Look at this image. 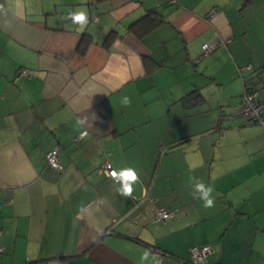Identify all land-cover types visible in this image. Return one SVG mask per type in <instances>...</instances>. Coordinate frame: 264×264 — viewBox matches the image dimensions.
<instances>
[{"label":"crops","instance_id":"obj_1","mask_svg":"<svg viewBox=\"0 0 264 264\" xmlns=\"http://www.w3.org/2000/svg\"><path fill=\"white\" fill-rule=\"evenodd\" d=\"M78 9L82 31L67 18ZM148 11L158 26L129 29ZM245 82L264 99V0H0V263L139 264L151 249L192 264L189 248L210 245L208 264H264V123L242 117ZM208 91L217 138L165 156L204 134L182 128ZM104 162L136 169L131 198ZM190 177L214 189L213 207Z\"/></svg>","mask_w":264,"mask_h":264},{"label":"built area","instance_id":"obj_2","mask_svg":"<svg viewBox=\"0 0 264 264\" xmlns=\"http://www.w3.org/2000/svg\"><path fill=\"white\" fill-rule=\"evenodd\" d=\"M214 13L215 10H212L209 14L213 15ZM215 47L216 44H203L201 48L204 54H209ZM249 69H251L250 65L240 68L238 71L239 75L243 76L244 72ZM21 74L25 75V70H21ZM258 95V92L253 88L244 86L241 95V114L254 123L261 124L264 123V121H262V112H264V99H259ZM45 160L47 168H49L51 171L59 172L62 170V165L58 158L57 147L51 148L46 152ZM54 164L55 167L53 166ZM102 170L107 177H110L109 173L113 170V168L109 162H104L102 164ZM172 216L173 213L171 211L158 209L155 212L154 220H167ZM3 252L4 248L0 246V259ZM189 253L192 264H208L207 256L212 253V247L210 245L192 246L189 248Z\"/></svg>","mask_w":264,"mask_h":264},{"label":"clouds","instance_id":"obj_3","mask_svg":"<svg viewBox=\"0 0 264 264\" xmlns=\"http://www.w3.org/2000/svg\"><path fill=\"white\" fill-rule=\"evenodd\" d=\"M67 18L71 20L72 24L77 25L81 31L89 23L88 12L84 9L70 11L67 14ZM121 103L124 106H129L131 100L129 97L124 96ZM78 123L82 125L84 121L81 120L78 121ZM81 135L86 136L87 132H82ZM53 166L55 167V164ZM109 175L111 179L119 185L117 188L118 194L126 198H131L134 191L133 186L139 181V175L136 169L132 167H124L120 170L113 169ZM190 181L194 186V198H198L203 201V206L205 208L213 207L215 204V200L212 197L214 189L210 185H206L199 178L190 177ZM139 264H161V260L158 255L152 253L151 249H145L140 256Z\"/></svg>","mask_w":264,"mask_h":264},{"label":"rangeland","instance_id":"obj_4","mask_svg":"<svg viewBox=\"0 0 264 264\" xmlns=\"http://www.w3.org/2000/svg\"><path fill=\"white\" fill-rule=\"evenodd\" d=\"M205 98L208 100L205 113H199V109L194 110L193 112L196 116L188 117L186 121L187 122L186 128L185 126L184 128H182L185 131L184 136H187L194 131L204 132V134L199 135L198 137L190 135L188 137L190 139L189 146L187 145L185 150H179L165 156H186V155L188 156V154L187 153L185 154V152H187L189 148L191 151L193 150L191 155L200 154L199 153L200 148L204 147L207 149V147H209V144L212 142V140L217 138L218 132L212 131L211 129V127L215 124V122L210 121L211 119L209 118V116L215 110L214 102H213L214 96L212 92L208 91ZM242 117L244 118V116ZM255 124H259V123H255ZM197 132H195L194 134H196ZM164 149L167 148L164 147Z\"/></svg>","mask_w":264,"mask_h":264},{"label":"trees","instance_id":"obj_5","mask_svg":"<svg viewBox=\"0 0 264 264\" xmlns=\"http://www.w3.org/2000/svg\"><path fill=\"white\" fill-rule=\"evenodd\" d=\"M162 19L160 18V15L157 14L154 11H148L147 14H145L143 17H141L140 19H138L137 21L133 22L130 25V28L132 31H136V33L138 35H142L144 33H147L148 31L153 30L156 26H158L161 23ZM87 40L85 39V41L83 42V44L81 45V52L83 53V51L85 50L86 44H87ZM245 87L249 86V82H245L244 83ZM183 103L186 105H193L196 104L198 102L201 101V97L198 94V92L195 93H190L189 95H187L186 97L182 98ZM252 123H254L253 121H251ZM174 147V145L172 146ZM171 147H168V149H170Z\"/></svg>","mask_w":264,"mask_h":264}]
</instances>
